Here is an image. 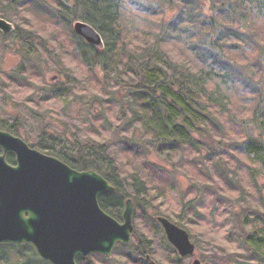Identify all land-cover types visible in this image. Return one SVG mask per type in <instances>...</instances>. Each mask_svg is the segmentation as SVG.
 I'll return each mask as SVG.
<instances>
[{"label": "trees", "instance_id": "trees-1", "mask_svg": "<svg viewBox=\"0 0 264 264\" xmlns=\"http://www.w3.org/2000/svg\"><path fill=\"white\" fill-rule=\"evenodd\" d=\"M17 1L0 0V17L16 24L7 35L18 46L16 51L32 56L34 63L40 53L43 62L59 72L57 78L71 70L80 84L76 91L86 92L90 98L97 97L94 85H101L97 67L102 68L106 79L116 78L117 85L127 91L125 108L132 117L129 122L139 124L144 134L143 141L125 147L127 152L120 157L125 162V176L131 181L127 198L136 204V199L144 194L166 196L170 185H174L164 167L149 157L150 152L171 164L172 159H184L191 154L192 159L182 163L190 165L191 160L192 168L202 173L197 157L203 152L197 135L211 126L219 143L228 141L223 153L226 163H219L218 158L216 162L225 169L224 185L237 189L238 195L247 199L245 213L242 211L241 215L249 229L247 250L253 253L257 264H264V198L255 182L258 174H264V93L258 86L250 87V79L255 82L260 76L264 59V45H258L264 41V0H222L224 7L219 15L200 19L199 25L189 13L188 0H146L145 4L141 0H69L70 5L46 0L55 4L59 13L49 12L35 0H25L20 5H16ZM169 12L173 14L171 18ZM220 13L228 15L232 24L239 22L240 27L225 23ZM43 19L50 21V25L45 26ZM74 19L95 27L103 37L104 47L80 37L71 23ZM243 28L256 40L249 48L248 60L240 55L248 49L246 45L252 37L243 38ZM236 54H240L241 62ZM34 63L17 73L25 76L23 81L15 79L23 97L35 85L47 86L42 63ZM242 65L250 68L252 74L248 76L250 83L239 89L243 75L238 68L243 73ZM84 72L94 74L95 81L83 85L77 75ZM56 84L50 85L51 89L39 101L22 98V105L28 103L29 108L40 106L46 112L63 114L61 110L66 108L74 87L66 81ZM250 125L260 135L251 134ZM23 126L16 119L0 122L1 129L24 138L44 153L75 169L95 170L111 181L117 190L103 193L99 201L107 213L120 219L124 198L118 179L125 176L117 166L112 168L118 160L109 152L111 142L106 138L103 123L87 129L98 143L81 146L75 160L65 158L58 147L44 142V132L30 135ZM7 159L15 161L12 154H7ZM248 180L249 183L243 182ZM243 185H250L251 191L243 194Z\"/></svg>", "mask_w": 264, "mask_h": 264}, {"label": "rangeland", "instance_id": "rangeland-1", "mask_svg": "<svg viewBox=\"0 0 264 264\" xmlns=\"http://www.w3.org/2000/svg\"><path fill=\"white\" fill-rule=\"evenodd\" d=\"M24 1L19 0L16 5H20V2ZM35 1L42 8L48 9L49 12L57 13L58 11L59 13L55 4H51L46 0ZM60 1L70 5L69 0ZM141 2L145 4L146 0H141ZM188 2L189 13L193 15L192 19L196 25H199L200 19L205 17H217L224 7L222 6V0H188ZM179 7L180 5L176 9ZM199 11L200 15H196ZM225 13L222 15L220 13L221 18L223 17L225 23L231 25L230 17ZM168 14V18L173 16L170 12ZM75 21L77 20L74 19L71 23L74 24ZM43 23L45 26L50 25V21L46 19H43ZM13 24L16 27V24ZM239 24V22H236L232 25L238 28L240 27ZM251 34L247 28H243V38L252 37V39L246 45L248 49L245 52L241 55L236 54L239 61L241 56L245 60L249 59L247 55L249 48L256 43L255 38H253L255 35L252 36ZM7 35L9 34H4L0 30V122L16 119L23 123L24 131L27 134L38 136L41 132H44L46 134V137H43L44 142L58 147L61 155L69 160L79 158L81 146L98 143L96 138L89 136L87 129L91 126L93 128V125L98 126V124L103 123L106 138L111 142L109 152L112 156H116L118 160V163L115 162L112 168L117 166L122 172L121 175L125 176V162L120 161V157L127 152L124 148L137 146L139 142L144 140V134L139 124L129 122L132 117L125 108L127 106V91L117 85V79L114 77L106 79L102 68L97 67L101 85H94L95 95L98 98H90L86 92L76 91L80 84L74 78V73L71 70L63 72L62 76L59 75V78H56L57 80H51V77L58 75L59 72L49 66L48 63H44L45 59L39 53L35 56V61L36 63L41 62L43 65V73L48 88L47 86L44 88L42 85H35L36 88L27 90L29 95L23 97L21 96V88L17 85L15 79L19 77L23 81L25 76H18L17 73L23 67L26 69L29 65H33V57L30 55L26 57L16 51L15 48L18 46ZM263 42L258 44L260 48L264 45ZM244 49L246 48L244 47ZM239 55L240 57H238ZM238 67L242 69L241 65ZM241 69L238 68L243 75V85L239 89H242L247 84L246 82H249L248 76L252 74L250 68L243 66V73ZM92 75L94 74L84 72L77 76L82 78L83 85H86L95 81ZM259 77L255 79V82L250 79V87L258 86L264 93V59L261 62ZM65 81L71 82L74 89L66 108L61 110L63 114L57 115L55 111L46 112L40 106L39 109L37 108L38 110L33 107L29 108V105L26 106L28 103L22 105V98L28 97L31 100L39 101L45 97V92L51 89L50 85H55L56 82L61 84ZM77 83L78 85H76ZM125 111L128 112V115L124 116ZM249 129L251 134L260 135V131L256 127L250 125ZM101 133L104 134V131L101 130ZM215 133V129L208 126L201 135H197L203 152L197 157V161L202 164V173H198L195 168H192L193 163L191 160L188 162L190 165L182 163L187 158L192 159L191 154H187L184 159H172L173 164H171L168 162L169 160L150 152L149 157L152 161L164 167L166 174L174 183L173 187L170 185L166 196L158 193L144 194L137 198L138 200L136 199L134 234L130 243H119L113 248L114 250L110 255L94 254L83 259L81 264H126L125 255H129V260L132 258L143 259L138 251V246L140 242H143L141 249L145 247V237H150L155 241L153 244H148L149 250H152L160 258L161 256L164 257V262L170 264L171 258L177 253H174V249L167 243L165 233L156 219L158 215L167 216L185 228H190L191 237L196 243L195 257L201 260V264H257L252 258L253 253L247 250L249 247L247 242L249 229L244 226V216L243 222L241 216L242 211L243 214L245 213L244 210L247 207L246 204H248L243 194H246L247 191L250 192L251 186L243 185V197L241 198L237 189H231L224 185L223 173L225 169H221V164L218 165L216 160L218 158L219 163H226L223 153L226 152L228 141L219 143ZM176 160L180 163H176ZM106 167L109 168V166ZM118 180L121 189H123L121 195L124 198L123 203H125L132 189L131 181L126 176ZM243 182L249 183V180ZM255 182L258 183L256 189L259 192L261 189L264 198V174H258ZM193 260L194 258H188L183 263L193 264ZM0 264L49 263L40 257L31 244L0 243ZM130 264H133V262Z\"/></svg>", "mask_w": 264, "mask_h": 264}, {"label": "water", "instance_id": "water-1", "mask_svg": "<svg viewBox=\"0 0 264 264\" xmlns=\"http://www.w3.org/2000/svg\"><path fill=\"white\" fill-rule=\"evenodd\" d=\"M73 28L86 42L104 47L101 33L88 22L77 20ZM14 29L12 22L0 17L3 33ZM7 154L15 157L14 163ZM113 189L99 172L75 169L0 128V243L31 244L50 264H78V256L92 253L109 255L118 242H131L133 232L131 199L123 222L99 204V195ZM159 220L180 255H193L195 245L188 231L167 217Z\"/></svg>", "mask_w": 264, "mask_h": 264}, {"label": "flooded vegetation", "instance_id": "flooded-vegetation-1", "mask_svg": "<svg viewBox=\"0 0 264 264\" xmlns=\"http://www.w3.org/2000/svg\"><path fill=\"white\" fill-rule=\"evenodd\" d=\"M14 25V24H13ZM15 27V26H14ZM5 34V33H4ZM7 34H9V33H7ZM109 181V180H108ZM114 187H115V189H113V190H106V191H104V192H102L100 195H99V198H100V196L103 194V193H105V192H111V191H116L117 190V187L111 182V181H109ZM128 199H131L132 200V203H133V212H132V222H133V232H132V235L134 234V209H135V201L132 199V198H127V200ZM127 200L125 201V203H124V206H123V209H122V212H121V217H120V219H118V218H116V217H114L113 215H111V216H113L114 218H116L118 221H120V222H123V212H124V209H125V206H126V203H127ZM99 204H100V206H101V203H100V201H99ZM137 205V204H136ZM101 208H102V206H101ZM107 212V211H106ZM160 216H164V215H158V216H156V219H157V221L159 222V224H160V226L162 227V229H163V231H164V233H165V236H166V239L168 240V242L167 243H169V245L174 249V253H177V254H175L174 255V257L173 258H171V263L170 264H185V263H183V262H185L186 261V259H188V258H194V260H193V264H195V261H196V259H198L199 260V264H201V260L199 259V258H197V257H195V255H196V243L193 241V239H192V237H191V233H190V231L187 229V228H185L184 226H182L181 224H179L178 222H175V221H173L172 219H170L169 217H167V216H164V217H167L171 222H173L174 224H176L177 226H179V227H181V228H184V229H186L187 231H188V233H189V236H190V239H191V241L194 243V245H195V251H194V254L193 255H191V256H186V257H183V256H181L180 255V252H179V250H178V248L169 240V238H168V236H167V234H166V232H165V229H164V227H163V225H162V223L160 222V220H159V217ZM193 236V235H192ZM132 239V238H131ZM196 240V239H195ZM144 242H146V245H145V247L143 248V249H141L142 248V245L144 244L143 242H140L139 243V246H138V251L141 253V255L143 256V259H140V260H138V259H135V258H132L131 260H129V258H128V256L129 255H125L126 257H125V263L126 264H130L131 262H133V264H152V262H155L156 264H167V263H165L164 262V257H162L161 256V258L160 257H158L156 254H154L153 252H152V250L150 251L149 250V248H148V244H153V242H155L153 239H151L150 237H145V240H144ZM130 243V242H129ZM117 244H119V243H117ZM116 244V245H117ZM128 244V243H127ZM156 244H158V243H156ZM115 245V246H116ZM115 248V247H114ZM114 250V249H113ZM113 250H112V252H113ZM111 252V253H112ZM110 253V254H111ZM94 254H97V255H102V256H108V255H105V254H101V253H93V254H90V255H87V256H78L77 257V263H78V258H80L81 259V261L83 262V259H85V258H87V257H89V256H91V255H94ZM109 254V255H110ZM157 257V258H156ZM159 258V259H158Z\"/></svg>", "mask_w": 264, "mask_h": 264}]
</instances>
